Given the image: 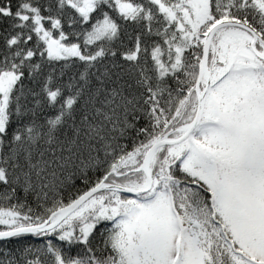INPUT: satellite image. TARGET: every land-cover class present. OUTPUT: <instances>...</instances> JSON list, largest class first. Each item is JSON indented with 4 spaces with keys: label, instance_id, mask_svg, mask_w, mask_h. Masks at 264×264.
<instances>
[{
    "label": "snow or ice",
    "instance_id": "snow-or-ice-1",
    "mask_svg": "<svg viewBox=\"0 0 264 264\" xmlns=\"http://www.w3.org/2000/svg\"><path fill=\"white\" fill-rule=\"evenodd\" d=\"M0 264H264V0H0Z\"/></svg>",
    "mask_w": 264,
    "mask_h": 264
}]
</instances>
